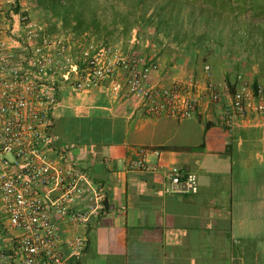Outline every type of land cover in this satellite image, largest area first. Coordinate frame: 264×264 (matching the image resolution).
<instances>
[{"label":"crops","instance_id":"crops-1","mask_svg":"<svg viewBox=\"0 0 264 264\" xmlns=\"http://www.w3.org/2000/svg\"><path fill=\"white\" fill-rule=\"evenodd\" d=\"M0 4L5 20L13 6L28 11L20 0ZM236 36L218 26L206 34H160L153 43L140 37L133 43L135 36L115 43L157 59L153 78L166 86L204 79L211 65L222 99H204L189 118L148 115L136 98L110 86L85 92L63 87L53 132L108 203L87 230L79 264H264V114L253 112L233 127L222 120L225 100L241 84L235 65L245 59L236 56L226 67L223 48L235 57ZM142 149H148L147 168L132 169ZM174 165L197 174V193L165 192Z\"/></svg>","mask_w":264,"mask_h":264},{"label":"built area","instance_id":"built-area-1","mask_svg":"<svg viewBox=\"0 0 264 264\" xmlns=\"http://www.w3.org/2000/svg\"><path fill=\"white\" fill-rule=\"evenodd\" d=\"M2 11L0 4V264H79L87 230L108 203L53 132L63 87L85 92L110 86L136 98L144 113L175 119L193 116L204 99L220 101L222 89L211 80L210 65L204 79L166 86L153 78L158 60L143 52L115 43L75 52L64 35L47 33L28 14L10 8L7 22ZM16 24L20 35L14 34ZM238 79L240 87L223 105L227 127L253 112L264 114V86ZM147 151L131 161L132 169L147 168ZM198 191L195 172L177 165L166 172V193Z\"/></svg>","mask_w":264,"mask_h":264},{"label":"trees","instance_id":"trees-1","mask_svg":"<svg viewBox=\"0 0 264 264\" xmlns=\"http://www.w3.org/2000/svg\"><path fill=\"white\" fill-rule=\"evenodd\" d=\"M38 1L52 17L51 29L70 33L76 39L85 35L84 40L95 41L94 48L114 44L121 38L129 39L133 32L137 38L148 35L152 41L160 34L187 35L195 31L199 21L209 27V32L221 24L228 26L247 48V56L236 65V71L241 73L242 69L257 62L259 70L254 72L252 87L261 85L264 77V0H126L128 10L125 13L113 5L110 22L100 19L95 6L98 4L93 0ZM152 1L157 3L148 14ZM150 27L154 34L147 32ZM231 88L234 90V86Z\"/></svg>","mask_w":264,"mask_h":264},{"label":"rangeland","instance_id":"rangeland-1","mask_svg":"<svg viewBox=\"0 0 264 264\" xmlns=\"http://www.w3.org/2000/svg\"><path fill=\"white\" fill-rule=\"evenodd\" d=\"M148 1H151V0H148ZM20 2L23 5L22 8H24V9L28 8V11H25L24 13L28 14L30 16L31 20H33V21L41 24L42 26H44L46 32L64 35L69 40L70 44L73 46V50L75 52L80 51V49H82L84 47L91 48V49L95 47V44H94L95 41L94 40H91V41H89L88 39L84 40L85 35L81 36V38L76 39L75 36L70 34V33L63 34L61 30L54 29L53 27L51 29L49 25L52 22V17L50 16V13L45 11L44 8L39 4L38 0H20ZM93 2H94V4H98L95 6L98 8V12H97L98 16L100 17V19L103 22H110L112 20V18H113V13H112L113 5H116L117 9L121 10L123 13H125L126 10H128V3L126 2V0H93ZM150 3L152 5L150 6V8L148 10V14L153 12V10L155 8L154 4L157 2L152 1ZM13 7L16 8L15 6H13ZM9 10H10V8H9ZM87 15H89V14H87ZM220 26H223V25L221 24ZM15 30L16 31L14 32V34L20 35L22 33V28L20 27L19 24L15 25ZM195 30H197L200 33H207V32H209L210 29L203 21H199L197 23ZM227 30L228 29H226V31ZM147 32L148 33L151 32L152 34H154L153 33L154 29L150 27V28H148ZM132 36H137L136 32H133ZM121 40L123 41L125 39L121 38L119 41H121ZM149 40H150V43H153L148 35L143 36V38L141 39V41H143V42H147ZM124 44H123V46H127ZM236 47L238 48V52H237L238 54H235V57H234V55H233V57L228 55V51L226 50L228 48V45L225 44V47H223L225 49L224 54L227 57L226 65H225L226 67L227 66L230 67L232 65L233 61L236 60L235 59L236 56L237 57L239 56L240 59L246 58V56H247L246 46L243 43H240V41L238 40L236 42ZM252 58L254 59L255 57L253 56ZM258 70L259 69H258L257 62H253L250 67H246V68L242 69L241 73L243 75L244 80L247 81L249 84H251L253 82L254 72H256ZM260 84L264 86V77L261 78Z\"/></svg>","mask_w":264,"mask_h":264}]
</instances>
